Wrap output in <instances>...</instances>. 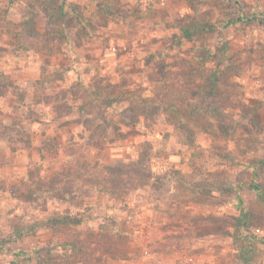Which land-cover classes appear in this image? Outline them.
I'll list each match as a JSON object with an SVG mask.
<instances>
[{
  "label": "rangeland",
  "instance_id": "rangeland-1",
  "mask_svg": "<svg viewBox=\"0 0 264 264\" xmlns=\"http://www.w3.org/2000/svg\"><path fill=\"white\" fill-rule=\"evenodd\" d=\"M69 2L81 4L89 15L97 4V0ZM197 3V16L215 22L219 28L192 40H179L178 30L179 25L190 22L188 16L194 15L190 0H120L121 14L113 15L106 27H93L89 35L81 33L82 26L68 30L70 42L61 44L55 55L65 57V48L71 47L76 50L77 67L83 62L94 64L92 71L80 68V75L69 89L73 91L77 109L85 108L87 116L83 122L89 141L77 140L62 147L50 140L41 152L44 159L29 167L31 176L27 180L18 177L9 184L6 178H0V191L8 194L5 199L0 198V240L7 247L0 250V264H67L58 260L62 252L56 243H61L65 234L76 226L69 225L59 231L35 226L69 213L67 208L55 210L66 207L64 201L68 200L77 209L72 215L84 219L77 226L84 234L89 229L97 231L107 213L116 214L124 221L130 230L122 246L126 255L121 259L112 258L120 264H168L172 261L167 257L174 255L177 264H197L198 260L207 261L212 257H221V263L216 260V264H237L238 250L231 236L238 216L234 202L237 191L232 187L238 176L247 175L250 179L253 169L210 157L214 139H218L214 138L217 127L197 113H187L189 130L196 132L197 147L187 143L186 137L170 123L173 112L161 104L153 87L158 84L162 67L182 59L194 63L200 60L207 67L214 66L219 59L224 65L236 67L231 71L242 74L228 79L238 84L245 117H240V111L236 114V132L229 137L227 152L235 154L243 163L254 164L261 159L264 151V0H198ZM30 10L25 0H15L11 6L8 0H0V64L22 58L27 51L37 53L34 49H17L13 42ZM238 14L249 17L252 14L255 18L228 23ZM34 16L37 27L42 30V9L37 7ZM210 48L212 56L199 59V52ZM11 77L0 81L2 107L9 108L6 112L3 110V117L12 114L17 119L27 113L30 122L36 117L38 106L27 102L26 87L30 86L34 101L38 96L31 84H19L16 76ZM103 78L112 84L110 89H116L114 93L121 99L110 106L96 103L97 100L88 103V92L95 87L96 80ZM69 90L65 87L59 96H68ZM55 105L58 111L69 108L61 99ZM102 105L106 121L100 118ZM4 121L8 131L15 128L6 116ZM117 145L119 150L111 149ZM118 152L121 155L117 156ZM117 161L126 164H116ZM166 171H178L185 179L178 184L177 192L185 197L183 206H188L183 213L187 223L182 221L184 224L177 230L160 224L161 215L155 212H137L146 200L140 194L146 198L149 193L153 195L149 189L151 176ZM258 177L264 186V170H260ZM166 189L164 185L161 191ZM239 192L251 211L264 214V203L255 190L245 186ZM54 195L65 199H56ZM106 205L111 208H107L110 212H105ZM210 215L222 216L224 224L200 220ZM177 220L174 219L176 223ZM255 231L264 234V229ZM20 250L28 254L15 257L14 251ZM249 256L252 261L248 264H264V244H256ZM107 260L98 264H110Z\"/></svg>",
  "mask_w": 264,
  "mask_h": 264
},
{
  "label": "trees",
  "instance_id": "trees-1",
  "mask_svg": "<svg viewBox=\"0 0 264 264\" xmlns=\"http://www.w3.org/2000/svg\"><path fill=\"white\" fill-rule=\"evenodd\" d=\"M14 1L8 0V6H11ZM25 1L31 10L29 11V17L23 22L22 29L13 36L14 46L17 49H34L38 53L49 56L55 54L56 49L61 44L70 42L71 36L68 31L70 28L82 26L81 33L89 35L93 27H106L113 15H120L122 12L120 0H97L96 8L91 11L90 15L84 6L79 3H71L69 0ZM190 2L194 15L188 16L190 22L179 25V40L181 41L192 40L198 36L214 33L219 28L215 22L202 19L200 15L197 16L196 6L198 0H190ZM37 7L41 8L44 14V28L42 30L37 27L38 22L34 16ZM253 16L255 15L251 14L249 17L248 15L238 14L233 21L228 23L247 22L255 18ZM211 52L212 48L202 49L198 54L199 59L208 55L212 56ZM182 60L161 68L158 72V84L153 87V93L166 109L173 112L172 116H169L170 123L180 132V135L186 137L185 141L187 143L197 147L196 132L189 130L187 124V113H197L217 127L214 138L218 137L220 141L214 139L213 152H211L210 157L230 160L236 166H243L247 170L248 168L253 169V176L250 179L246 178L247 175L238 176L236 184L232 187L237 191V198L234 202L238 216L234 220V233L231 235L238 250L236 262L237 264H248L252 261L249 253L256 248V244H264V234L255 231L256 229H259V231L264 229V214L251 211L239 190L245 186H250L256 191L258 199L264 203V186L258 177L260 170H264V151L263 157L254 164L250 161L243 163L235 154L227 152L229 137L236 132V114L240 111L242 112L240 117H245V113L241 111L245 104L242 101L240 91L236 88L238 84L234 83L232 79L230 81L228 77H237L242 73L238 70L235 73L232 72L231 70L236 69V67L224 65L219 59L215 60V65L211 67L205 66L200 60L195 63L188 59ZM108 82L106 78L96 80L95 87L88 92V103L97 100L96 103L110 106L121 99L114 93L116 89H110L113 86ZM100 108L101 118L105 111L103 105ZM79 110L85 112L84 107ZM101 119L106 121L104 116ZM222 137L224 139L221 141ZM240 141L243 142V139H240ZM44 157L41 153L40 159L43 160ZM116 164L126 163L117 161ZM127 166L130 165L127 164ZM29 176H31V173H29ZM149 180L153 188L158 189L167 183L171 184L173 181L177 183L185 179L178 171H166L160 175H152ZM54 196L56 199H65L64 197ZM184 198L183 194L178 196V200L183 203H185ZM184 218L185 216L181 213L178 221L184 224L183 222H186ZM221 218L223 220L222 216L210 215L200 220L203 223L215 221L224 224ZM83 221L82 217L76 218L72 214L65 213L49 218L46 223L36 224L35 227L45 226L52 231H59L69 225L76 226L72 231L65 234L61 243H56L57 248L62 252L58 260L67 264L79 262L96 264L108 258L121 259L126 255L123 254L122 246L126 243L127 240L125 239H128L130 230L116 214H107L97 231L89 229L88 233L85 234L77 227ZM178 221L171 225L176 230L182 227L181 224H178ZM57 227L58 229H56ZM2 249H7V247L4 241L0 240V250ZM27 254L28 252L25 250L14 251V256Z\"/></svg>",
  "mask_w": 264,
  "mask_h": 264
},
{
  "label": "crops",
  "instance_id": "crops-1",
  "mask_svg": "<svg viewBox=\"0 0 264 264\" xmlns=\"http://www.w3.org/2000/svg\"><path fill=\"white\" fill-rule=\"evenodd\" d=\"M65 50L63 52V56L65 57H60L55 54L44 56L42 53L39 54L37 52V54L27 51L28 53L22 56V58L17 57L18 59L16 58L13 61L4 60L0 64V81L9 78V76H12L11 78L16 76L14 78L20 80L21 83L19 84H31L34 94L36 93L38 96L37 101H34L33 94L30 93V86L26 87L27 102L31 106H38V109H36V117H33V120L28 122L27 113L19 115L20 117L17 119L12 114H5L3 117V110L6 112L9 108L4 109L2 107L4 106V99H2L3 93L0 95V178H6L9 184L17 180L18 177L23 180L28 179L29 167L32 163L40 160L41 152L44 149L43 147L48 141L53 140L56 146L62 147H65V145L69 146L73 141L77 140L87 143L86 134L88 130L83 122L87 114L86 112L78 110L76 104H73V102L76 103V99L73 91L71 92L69 89L71 88V82L74 84L80 75L78 70L86 67L92 71L91 66L94 64L91 62H83L77 67L76 63H74L75 48L66 47ZM65 87L69 90L68 96H59V92ZM14 96L13 100L16 102L17 100ZM59 99L69 104L67 111H58L55 103ZM71 105L72 108H70ZM5 116L11 122V127H15L12 131H8L9 128L4 126ZM102 116H104V113ZM81 134H84V137H81ZM105 149L106 151L109 150V148H104L103 150L105 151ZM111 149L119 150L120 146L117 145ZM116 155H121V153L118 152ZM179 183L173 181L171 184H165L167 189L164 192L161 191L163 186L156 189L153 188L152 183H149V189L153 191V195L149 193L146 198V195L140 194V197L146 200L137 209L138 214L155 212L161 215L162 220L159 222L160 224H163L167 228L172 227L171 225L174 222L176 223L174 219L178 218L181 213L183 214L185 208L187 209L188 207H184L183 205L185 203L178 200V196L181 195V193L176 192ZM44 194L47 195V193ZM105 196L111 198L107 193ZM6 197H8L7 192L0 191V198L5 199ZM54 201L57 204L58 200L55 199ZM64 202H66L64 203L66 205L63 206L66 207L55 208V210L67 208L68 214H72V211L76 213L77 209L71 206L70 200ZM144 203L147 205H144ZM100 207L103 208V204ZM107 208L108 206L106 205L105 212H110L107 211ZM108 210H111V208H108ZM178 224H181V221H178ZM167 258L172 261L168 264L178 263L175 255ZM216 260H220L221 263V257L219 259L212 257L207 261L205 259L202 261L198 260L196 263L216 264ZM107 262H110V264H120L118 260L112 258H108ZM77 264L89 263L79 262Z\"/></svg>",
  "mask_w": 264,
  "mask_h": 264
},
{
  "label": "built area",
  "instance_id": "built-area-1",
  "mask_svg": "<svg viewBox=\"0 0 264 264\" xmlns=\"http://www.w3.org/2000/svg\"><path fill=\"white\" fill-rule=\"evenodd\" d=\"M259 232V229H256Z\"/></svg>",
  "mask_w": 264,
  "mask_h": 264
}]
</instances>
